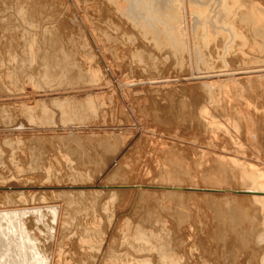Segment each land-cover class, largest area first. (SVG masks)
<instances>
[{"label": "bare ground", "instance_id": "obj_1", "mask_svg": "<svg viewBox=\"0 0 264 264\" xmlns=\"http://www.w3.org/2000/svg\"><path fill=\"white\" fill-rule=\"evenodd\" d=\"M83 2L88 11L89 8L97 10L104 16L105 23L103 26L100 24L102 28H98L100 25L97 27L100 33L95 30L99 37L89 28L91 31H87L86 40L81 37L82 40L77 41L81 38H74L69 32L64 33V25L59 23V27L44 30V33L51 31V38L44 34L43 39L44 42L48 40L46 46L50 42L51 51L46 47L48 52L45 49L43 53L40 46H37L38 33L29 31L26 32L20 57L13 55L10 59L12 67L6 72L11 85L8 90L10 92L3 90L6 94L1 95L3 92L0 91V112L10 109V106H16L18 111L24 112L28 125H33L34 129L28 132L12 131L8 135L10 138L4 141L10 147L11 153L8 151L9 161H6L5 170L0 166V173H9L0 182V264H182L183 260L189 259L192 263L194 261V264H264V0ZM21 15L23 17L24 13ZM100 15L98 19L102 20ZM25 17L29 21L28 15ZM21 22L23 21L19 24ZM32 22H28L29 28L32 27ZM42 34H39L40 37ZM5 39L7 42L8 38ZM102 46H108L109 49V46H115L116 49L120 47V50L132 59L133 67L138 70L136 75L140 74L141 78L135 79L134 75L131 80L126 77L116 78ZM119 54L118 57L121 56ZM116 55L114 54V57ZM3 56L5 58V55ZM121 58L118 60H122ZM185 61L189 62L187 63L190 66L186 64L192 71L189 75L164 76L167 63L183 66ZM33 68H38V72L34 74ZM1 72L5 73L3 70ZM171 78L175 80L173 83L181 82L182 85L187 81L197 80L198 89L201 90L200 96L193 98L189 103L181 101L176 105L178 112L180 111L176 114H179L178 117L191 119V128L203 133L198 135L201 136L200 141H203V149L199 150L196 165L193 167L196 169L197 166L202 178L205 180L209 177L210 182L217 184L216 186H159L151 181H144L135 187L137 190H133V186H110L105 189L99 182H76L77 178L79 180L84 177L86 180V174L81 171L82 159L75 152L73 156V153L66 149V161L76 159L72 162L75 163L72 164L74 169L69 168L70 176L75 182L55 183L60 180L58 176L61 178L64 173L53 171V165L43 167L39 166V163L24 168L17 159L19 155L15 151L16 148L26 149L28 144H37L46 136L57 134L58 137L51 139H60L59 141L67 144L78 141L89 133L97 117H102L106 112L118 109L123 104L126 105L129 100L126 94L134 92L137 97L133 95V99L137 102L147 99L153 102V97L157 94L166 97L171 91L168 89ZM5 79L2 78V81ZM2 84L4 83H1L0 87ZM200 102L202 105L197 110ZM11 112L13 113L12 110ZM92 121L94 124H91ZM87 122L91 126L85 124ZM72 123L75 126L73 128L69 125H73ZM18 124L19 122H16L14 125ZM131 124L128 122L123 128L134 136L136 130ZM149 132V138L156 134L153 130ZM70 133H73L71 138L68 136ZM31 135L35 137L30 138ZM239 137L245 141L244 145ZM122 138L124 137L120 136L121 140ZM3 151L7 149H0V163H5L2 160ZM155 151L168 159L173 155L177 156L176 159L179 158L178 161L174 160V156L171 160L170 164L176 167H172V174L180 177L181 174L182 177L187 173L191 174L193 167L191 170L181 169V163L184 164L183 167L186 165L180 149L160 146ZM103 152L104 157H108L107 152H111L108 145L104 146ZM60 157L59 155L57 158ZM30 175H33L32 178L43 176L46 179L39 184H32L28 180ZM19 176L24 177L16 178ZM235 180L242 183L240 191L244 194L234 196L231 201L220 198L219 195L223 192H231L230 187L226 185ZM159 189L163 191H158ZM138 191L149 195L160 194L167 201L175 203L183 212L185 200L191 198L194 203H203L205 208L214 209L219 215L225 216L227 211L225 218L230 219V223L236 218L235 212L240 210L244 215V223L238 230L235 229V242L244 254H236V258H233V251L225 250L220 255L216 248H205V252L201 250L199 255L192 252L185 256L178 254L185 246L176 239L172 240L169 231L162 228V231L155 232L144 224L133 222L128 217L124 218L123 215L128 210L126 202ZM178 219L181 225L187 222L182 212ZM121 220V236L119 239L114 238L113 230ZM87 222L90 228L87 227ZM222 223L221 226L225 225ZM233 223L231 225L237 224ZM228 224L226 228L230 230L232 226L229 227ZM101 225L110 226V231L103 232ZM215 225L218 226L216 223ZM218 232L220 235L223 233ZM205 254L209 259L204 257Z\"/></svg>", "mask_w": 264, "mask_h": 264}, {"label": "rangeland", "instance_id": "obj_2", "mask_svg": "<svg viewBox=\"0 0 264 264\" xmlns=\"http://www.w3.org/2000/svg\"><path fill=\"white\" fill-rule=\"evenodd\" d=\"M83 1L84 0H0V30H1L0 31V34H1V36H0V48L2 47L1 49L3 50L2 51L0 49V55H2V57H0V68H1V70L5 71V73H3L0 70V72H1L0 73V80H1V83L6 84V85L2 84V86L0 87V91L3 92V90H5L4 92H7L10 88L9 86H11L8 82L9 80H7L6 72H8L7 71L8 68L12 67V63L10 60L11 57L13 55H16L17 58L20 57L22 48L24 47L23 44L25 41L24 39H25L26 32L31 31L34 33H38L37 34V41H39V42H37V46H40V50L42 49V52H43V50L45 52V49L47 51L48 47L50 48V49H48V51L49 50L51 51L50 42H48L49 45L46 46V44H47L46 41H48V40H46L45 42L43 40L44 34L49 39L51 38V31H49V33H44V30L48 29L49 27H50L49 30L51 29V27H53V29H54V27H59L60 26L59 23H61L64 25V26H62V31L64 30L63 31L64 33L69 32L68 34L72 35L74 38L76 36H77V38L85 37L84 39L86 40L87 31L89 32L92 29L94 32L101 23L103 26V24L105 23V19L103 18L104 16L102 17L97 10L93 11L89 8V11H88L85 3ZM28 10H30V11H28ZM21 12L24 13L23 17L25 19L22 17ZM33 12H35V13L33 14ZM85 12L86 13L88 12L91 15L88 13L85 14ZM26 14L29 17V21H28V18L25 17V16H27ZM97 14L100 15L99 18H102V20L98 19ZM31 15H32V17H31ZM88 15H89V17H88ZM95 16L97 17L98 21H97ZM106 17L108 18V16H106ZM107 18H106V20H107ZM13 21H15V22H13ZM20 21H23L20 23L22 26L19 24ZM101 21H103V22H101ZM8 22L10 25L8 24ZM25 22H27V23H25ZM28 22H32L31 28H29ZM22 23H24V24H22ZM6 24H8V25H6ZM35 25H36V27H35ZM102 26L100 25L98 28H100V27L102 28ZM25 27H27V28H25ZM89 28H91V29H89ZM34 30L35 31L38 30L39 32L38 31L35 32ZM41 31H43V32H41ZM70 31L72 33H70ZM96 31L97 32L99 31V33H100L99 29H97ZM1 32H3V33H1ZM73 32L78 33V35L76 33H75L76 35L73 34ZM84 32H85V34H84ZM20 33H24V34H20ZM14 34L16 35V37ZM39 34H42L43 38L40 37L41 35H39ZM79 34H80V36H79ZM82 35H85V36H82ZM97 36L99 37L98 33H97L96 37ZM5 38H8V41H7L8 44L6 42L7 39H5ZM18 38H20V39H18ZM10 39L12 42H14L13 44L10 41ZM18 40H19V42H18ZM78 40L81 41L82 38L77 39V41ZM10 42H11V44H10ZM1 43L4 45V47H3V45H1ZM40 43L44 44L45 46H42ZM5 44L7 45V47ZM14 44H16L17 46ZM12 45L16 46L15 47L16 49ZM8 47H9V49H8ZM11 47H13V48H11ZM109 47L111 50L113 49L112 51L114 53H112V51L108 48V46H102V49L103 48L105 49V51H104L106 53L105 55H107L106 56L107 60H108V62H110L111 66H113V67L117 66L116 68L114 67V69H113V67L111 68L114 71V73H115L114 75L116 76V78L117 77H121V78L126 77L129 80H131L132 78L134 79V76H136L135 79L141 78V76L139 77L140 74L136 75L138 70L133 67L134 64L132 62V59L130 57H128L129 55L127 53L124 54V52L121 51L122 49L120 50V47H117V49L115 46H112L113 48L111 46H109ZM106 48H108V49H106ZM86 51L87 50H85V51L83 50V52H86ZM120 51H121V54H119ZM18 52H20V54H18ZM108 52H110V53H108ZM39 53H41V52H39ZM109 54H110V56H109ZM114 54L115 55L117 54L116 57H114ZM118 54L121 56L118 57ZM3 55H5V58ZM117 57H118V59H120L122 57L121 58L122 60H118ZM117 60H118V62L121 61L120 64L122 63V61H125V62H123L124 64L122 63L123 65L122 64L120 65L117 62ZM114 61H115V63H114ZM187 62L188 61H185L183 66H179L175 63H173V65L172 64L168 65V63H167L166 68L164 69V76L165 77H169V76L170 77H176V76L180 77V76H187L186 74L189 75V73H191L192 71H191V69H189L190 68L189 67L190 65L188 64L189 62L188 63ZM113 64H116V65H113ZM185 64L188 66L189 70L187 69V66ZM36 65L37 64H35V66ZM119 65H120L119 68L121 69V71L118 68ZM124 65H125V67H123ZM184 65L186 68L184 67ZM33 66H34V64L31 67H33ZM38 68H33L34 74H35V72H38ZM184 68H185V70H183ZM36 69H37V71H35ZM181 70H183V71H181ZM133 71H134V73H132ZM138 73H140V72H138ZM131 74H132V76H128ZM36 77H37V75H36ZM129 77H131V78H129ZM2 78L3 79L6 78L4 80L5 82L2 81ZM171 79H173V78H171ZM171 79H169V83H170L169 85L170 86L168 87V89L171 90L169 92L170 94L167 95L166 97L162 96L163 98L159 94H157L156 97H153L154 104H152L153 103L152 100H149V99L142 100V102L139 100L137 102V100L133 99L134 96L137 97V95L134 92L131 94H126L125 96L127 98H129V100H128L124 96V98H126V100H128L126 105L123 104V106L118 107V109L106 112V115H104L102 117H99V118L97 117V119H95L96 123L90 129L89 133H87L84 137H80L78 139V141H74V142L71 141L67 144L65 142L62 143L61 141H59L60 139H58V140L51 139L54 137L55 138L58 137L57 134L52 135L53 137L52 136H46L47 138L43 137L42 139H40L41 142H38V143L36 142L37 144H34V145L28 144L27 147H25L26 149L19 150L16 148L15 151H16V153H18L17 155H19V157L17 159H19L21 161L20 164L24 168L31 166V164L38 165L39 163H40L39 166L42 165L43 167H48V166L51 167V165H53L51 167L53 171L57 172V170H58L59 173L60 172L64 173L61 176V178H60V176L57 175L60 179L59 181H61V182H59V181L55 182L54 181L55 183H57V182L58 183H72V181H74L72 176H70V171H69L70 169L69 168L74 169L75 163H72V162H74V160H76V159L66 161L65 157H68L66 155L67 154L66 150H68L71 153H73L72 154L73 156H75V153H76L82 159V162H80V163H81V166L83 169L82 170L79 169V170L84 172L86 174L85 179L86 180L88 179L86 181V180H84V177H83V179L80 178L79 180L77 178V180H75L76 182L77 181L78 182H82V181L83 182H92V181L93 182H99V183L103 184L105 189L109 188L110 186H116L119 188H127L129 186H133L134 187L133 190H137V188H135V187L139 186V184L143 183L144 181H146V182L151 181V182H153V184H159V186H161L162 184H172V185L176 184V185H184V186H195L196 185L199 187H208V188H212V187L216 186L217 184L210 182L211 179L209 180L208 179L209 177H207L205 180L202 178V176H201L202 174L198 170L199 168H197V166H196V169H195V167H193L196 165L195 162L198 158L199 150L203 149V146H201V145H204L201 143L203 141H200L201 136H198V135H201L203 133L201 131H199L198 129L196 130L195 128L194 129L191 128L190 122H189L191 119L188 120L186 118L178 117L179 114L178 115L176 114V113L180 112V111L178 112L176 105L178 106L181 101H186L187 103H189L193 98H198L200 96L201 90L198 89V85L196 82L197 80L196 81L190 80L191 82L187 81V83L189 82L188 87H187V83L186 84L183 83V85L181 82L173 83L175 80L174 79L171 80ZM6 82H8V83H6ZM176 83L178 85L179 84H181V85L178 86ZM190 83H191V85L189 86ZM193 83H194V85H196L195 87H193L194 86ZM174 85H175V87H174ZM1 88H2V90H1ZM4 92L2 94L1 93L0 94L1 95L6 94ZM8 92H10V91H8ZM201 105H202V103L200 102L197 106V110H199ZM12 107L13 106H10L9 107L10 109H6V111L0 112L2 114V115L0 114V117H1V119H0V126H1L0 127V133H3V134H0V142H2V143H0V146H1L0 149H2V150L7 149V151L2 152V160L5 161V163H6V161L7 162L9 161L8 151L11 153L10 147L4 143V141L6 139L10 138L8 136L9 133H11L12 131L28 132V130L31 131L32 129H34L33 125H28V122H27L28 120L25 119L24 112L18 111V108L16 106H15L16 108L15 107L12 108ZM130 108L133 111L130 110ZM139 108H142L141 110H145V112L141 111ZM11 110L13 111V113L11 112ZM151 110H152V112H151ZM130 111L132 114L130 113ZM18 112L20 113V115H17V114H19ZM15 116L17 118L16 121L14 120V119H16ZM170 119H171V121L169 122ZM127 121L129 122V125H130V123H132L134 125L133 126L131 124L134 127V129L136 130V131L134 130L136 132V134L134 136H131L129 131L127 129L123 128L124 125L125 126L127 125V123H128ZM16 122H19V124L17 126L14 125ZM145 122H146V124H145ZM4 123H6V124H4ZM88 123L89 122H87L85 124L88 125ZM20 124H22V126ZM91 124H94L93 121ZM91 124H89L88 126H91ZM69 125L72 128L75 127L74 124L73 125L69 124ZM87 125H85V126H87ZM150 130H153L156 133L152 136V138H149V136H150L149 131ZM60 133H61V131H60ZM92 134L95 136H92ZM2 135L5 137V139ZM72 135H73V133L72 134L70 133L68 135L69 138H71ZM120 136L121 137L123 136L124 138H122V140H121ZM2 137H3V139H2ZM31 137L34 138L35 136L31 135L30 138ZM239 140L241 141V144L243 141L242 145H244L245 141L243 140V138L239 137ZM105 145H108L109 149L112 152V153L110 152L111 154L109 152H107V154H108V157H106L107 159L104 157V152H103V148ZM114 145H115V147H114ZM2 146H4L5 148ZM154 146H155V148H154ZM160 146H162L163 148L171 147L172 149H175V150L180 149L183 152L182 158L184 159V163L186 165L183 167L184 164L181 163V167H182L181 169H184V170L190 169L191 170V168L193 167V170L195 169L196 172H195V170L194 171L192 170L191 174L187 173V174L183 175V177H182V174H181V177H180V175L177 176L174 173L172 174L171 170H173V168L176 169V167H173L170 164L171 160H173L172 158L174 156H175L174 160L178 161L179 158L176 159L177 158L176 155H173V157L171 159L160 156L155 151V149L157 147H160ZM199 146H201V147H199ZM19 151H20V153H19ZM20 154H23V155L20 156ZM5 155H7V156H5ZM34 155H35V158H34ZM59 155L61 156L60 159L57 158V157H59ZM21 159L22 160L24 159V160L22 161ZM5 163H0V166L3 167V168L1 167V169H3V170H5V168H6L4 166L7 165V163L6 164ZM62 164L63 165L65 164V165L63 166ZM72 164H74V165H72ZM54 166H56V167H54ZM67 166H71V167H67ZM53 167H54V169H53ZM56 168H59L60 170L56 169ZM185 168H187V169H185ZM64 169H66V170H64ZM117 170L118 171H122V170L125 171L126 170V172L118 173V172H116ZM0 171H2V170H0ZM7 175H9V173H6V174L0 173V182L2 181L1 179H3L4 177H7ZM32 176L33 175H30L29 179H28L32 184H33V182H34V184H39L46 179V178L44 179L43 176L42 177L39 176L41 178H39V177H36V178L33 177L32 178ZM23 177L24 176H19L16 178L23 179ZM211 177H213V175H211ZM35 180H39V181L37 182ZM238 181L239 180L230 181V183H228L226 185V186L230 187L232 193L227 192L225 194L223 192L221 195H219V197L220 198H226L227 200H230V199H233L234 196L243 195L244 193L240 191L242 183L238 182ZM35 182H37V183H35ZM50 182L51 181H49V183ZM31 183H29V184H31ZM158 191H163V190L159 189ZM226 202L230 203L229 201H226ZM196 203H194V201L191 198L188 201L185 200L184 212H183L180 209H178V207L175 205V203L167 201V199H165V197L161 196L160 194L153 193V194L149 195V194H144L143 192L138 191L136 193H133L131 198H129V201L126 202V204H127L126 208L128 210L125 211V214L123 216H124V218L128 217L133 222H138L140 224H144L148 228L155 230V232L162 231L163 230L162 228H164L166 231H169V236L172 240L176 239L178 241V243L184 244L185 248L178 251V254H181L182 256L190 254L189 252H192L193 254L199 255L201 250L205 252V248H208V249H213V248L215 249L216 248L218 251H220V253H219L220 255H222L221 253H224L225 250H228L229 252L233 251V252H231V256L233 258H236V254H241V255L244 254L243 251L241 252V250L239 248H237V245L235 242L236 237H237L235 229L240 228L239 226H241V224L244 223V215L242 213H240V210L235 212L237 219L234 218L233 221H231V223H230L229 222L230 219L225 218L227 211L225 213V216H223L222 214L219 215V213L217 214L214 209L211 210L208 207L205 208L206 205L204 206L203 203H201L199 205H198V203L197 204ZM200 206H202V207H200ZM181 212L184 214V217L187 219L186 220L187 222L185 224H182V225L180 224L179 219H178L180 217ZM218 215H219V217H218ZM222 216H223V219H222ZM220 219H222V220H220ZM122 220L119 222L120 224L118 223L119 225L117 224L116 228L113 230V237L114 238H118V237L120 238V236H121L120 230H121V226H122L121 225ZM32 221H33V223H35V221L33 219H32ZM222 221H223V223H222ZM227 222H229V224ZM232 222H234L233 224H235V222H237L236 225H238V226L231 225ZM215 223L218 224V226L217 225L214 226ZM219 223H220V226H219ZM221 223L222 224L225 223V225L221 226ZM226 223L228 224V226L231 225L233 228L231 227L230 230L228 229V227L226 228V225H227ZM86 225L88 228H90V224L88 222ZM103 225L100 226L102 228V231L103 232L108 231L110 226H108V225L103 226ZM78 227L80 228L81 226H78ZM83 227H84V225H83ZM105 227H107V229ZM215 227H217V228H215ZM218 227H219V230H218ZM231 230H233V231H231ZM218 231H220V233L221 232H223V233L220 235V234H218L219 233ZM226 231H227V233H224ZM217 234L219 236H217ZM224 234H226V235H224ZM204 257L209 259L206 254ZM192 259H194V258H192ZM182 264H194V261L192 263V262H190V259H189V261L183 260Z\"/></svg>", "mask_w": 264, "mask_h": 264}]
</instances>
